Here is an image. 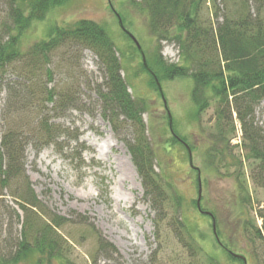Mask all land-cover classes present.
<instances>
[{"label":"rangeland","instance_id":"374dc122","mask_svg":"<svg viewBox=\"0 0 264 264\" xmlns=\"http://www.w3.org/2000/svg\"><path fill=\"white\" fill-rule=\"evenodd\" d=\"M24 10L32 0H19ZM206 0L202 4V15L212 20L213 27L229 15L236 0ZM260 1V0H259ZM258 0H250L252 14ZM264 3V1H263ZM113 10L120 14L125 29L132 34L143 51L146 64L155 65L158 56L166 64H181L176 43L164 40L158 43L148 32L146 13L130 7L127 0H66L50 8L42 20H32L19 37V47L26 50L30 45L47 39L52 27L69 28L81 20L92 21L102 26L114 43L118 55L120 74L128 92L145 101L146 111L142 114L145 134L154 148V171L169 185L168 200L165 205V220L161 236L154 234V212L142 201L139 177L131 157L122 141L112 133L109 125L99 116L96 97L92 88L103 82L102 65L94 53L78 48L67 51L61 46L51 58L52 82L50 85L62 90L73 84L83 100V107L69 109L65 116L55 119L70 129H77L79 140H62L64 150L59 152L47 146L35 153L31 145L25 149L24 169L38 200L51 212L72 218H88L118 253L112 260L95 256V238L87 226L66 224L58 233L70 245V264H197L203 256L188 259V252L178 242L179 238L194 243L203 253L219 264H242L228 258L222 244L236 254L247 259V264H262L263 249L257 248L242 234V218L253 221L254 209L264 203V193L256 188L250 177V167L243 164L245 187L251 197L250 208L241 202L237 183L233 176L235 157L241 150L231 145L237 141L238 132L230 139V147L224 159L215 158L213 165L205 160L208 137L215 132L214 103L199 118L191 100V78L175 77L160 79L164 99L150 83V74L142 65V58L131 39L120 29ZM217 12V19L214 17ZM7 7L0 0V32L5 33ZM264 16V6L260 9ZM159 48V54L158 50ZM77 50V51H75ZM78 52L79 54L75 53ZM74 57V58H73ZM78 58V62L76 59ZM165 101V104H164ZM8 102L7 93L0 91V132L4 130L3 113ZM49 107V106H48ZM39 107L27 108L34 119ZM89 109V110H83ZM169 117H167V111ZM264 102L255 107L253 120L258 126L264 125ZM171 130L178 138L172 137ZM228 129L237 127L235 114L226 120ZM175 139V140H174ZM180 140V141H179ZM190 146L192 165L200 174V208L212 214L218 241L211 226V218L196 207L199 185L197 170L188 163L183 143ZM78 154L80 157L78 158ZM219 169L220 173L213 168ZM0 199L4 205L19 214V220L7 208H0V264H10L16 250L17 239L22 230L23 213L9 196V191L0 186ZM180 199L177 205L175 197ZM1 204V203H0ZM1 206V205H0ZM179 213V216H178ZM181 218L184 228L179 232L171 230L167 224ZM258 226L260 220L257 219ZM226 248V249H227ZM202 255V254H200ZM95 258V262H92ZM17 264H36L34 255L27 256ZM57 264V262L53 263Z\"/></svg>","mask_w":264,"mask_h":264},{"label":"trees","instance_id":"16d2710c","mask_svg":"<svg viewBox=\"0 0 264 264\" xmlns=\"http://www.w3.org/2000/svg\"><path fill=\"white\" fill-rule=\"evenodd\" d=\"M1 1L7 7L9 25H5V33L0 32V91L3 89L8 95L3 113L6 126L0 132V186L9 191V196L23 213L21 234L10 264H17L29 255L36 257V264H70V245L58 233L66 224L91 228L96 244L95 256L112 260L118 253L93 223H89L88 218L78 215L72 223L71 217L46 208L35 195L24 169L27 146L31 145L35 153L51 145L62 152V140H79L77 129L55 122L69 109L84 106L73 84L62 90L50 85L51 58L61 46H66L67 51L88 49L99 59L104 80L92 88L99 116L126 146L140 180L142 201L154 212L155 221L152 224L158 239L164 224L159 222L165 220L169 185L154 171L155 152L145 134L142 120L146 111L145 101L128 92L120 74L112 39L99 24L81 20L69 28L52 27L47 39L22 50L18 44L19 37L30 22L42 20L50 8L66 0H32L26 10L19 0ZM127 1L130 7L146 13L148 32L158 43L168 40L178 47L182 65L166 64L160 56L153 67L147 65L150 71L142 63L150 74L153 88L157 91L155 78L158 81L191 78L190 96L196 118L209 108L210 103H214L215 132L209 135L204 153L208 165H213L217 157L225 162L230 139L236 133L234 125L228 129L226 120L235 114V120L240 125L241 141L231 147H239L241 153L233 157L236 160L232 174L239 196L246 192L241 202L250 208L251 197L244 184V163L250 167L249 177L253 185L264 193V125L258 126L253 120L256 105L264 102V16L259 12L264 0H258L255 14L250 11V0H236L229 15L221 17L215 27L210 18L202 15L201 7L206 0ZM208 2L214 3L215 0ZM213 14L217 19V12ZM157 50L159 54V48ZM34 106L39 108L32 119L27 108ZM213 168L221 174L219 169ZM174 200L177 205L180 204L177 196ZM3 202L1 198L0 208H7L19 220V214L8 205L2 206ZM253 211V221L249 217L242 218V234L252 248L257 246L258 250L262 248L264 251V203ZM257 219L260 220L259 226ZM174 221L167 224L171 230L179 232L184 228L181 218H174ZM178 242L187 250L189 260L203 256L197 264H219L193 242L182 238ZM221 247L230 260L242 263L230 254L226 245Z\"/></svg>","mask_w":264,"mask_h":264},{"label":"water","instance_id":"95a60500","mask_svg":"<svg viewBox=\"0 0 264 264\" xmlns=\"http://www.w3.org/2000/svg\"><path fill=\"white\" fill-rule=\"evenodd\" d=\"M118 23H119L120 28H121L122 30H124V28H123V26H122V23H121V21H120V19H119V17H118ZM124 31H125V30H124ZM125 32H126L127 35L133 40V42H134V44L136 45V47H137L139 53L141 54V57H142V61H143V63H144V66L146 67V65H145V60H144V54H143V52H142V50H141V48H140L138 42L136 41V39H135V38H134L129 32H127V31H125ZM157 84H158V83H157ZM158 88H159V91H161L159 85H158ZM189 164H190V165L192 164V158H191L190 153H189ZM200 198H201V189H200V182H199L198 197H197V201H196V206H197L198 209H200ZM207 214L210 215V213H208V212H207ZM212 228H213V231H214V233H215V224H214L213 220H212ZM232 255H233L234 257L238 258V259H241V260L243 261V264H246V260H245L244 257H242V256H240V255H237V254H232Z\"/></svg>","mask_w":264,"mask_h":264}]
</instances>
